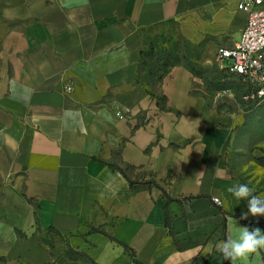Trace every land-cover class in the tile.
Returning <instances> with one entry per match:
<instances>
[{"label":"crops","instance_id":"obj_1","mask_svg":"<svg viewBox=\"0 0 264 264\" xmlns=\"http://www.w3.org/2000/svg\"><path fill=\"white\" fill-rule=\"evenodd\" d=\"M239 2L0 0V264H232L215 245L264 231L228 192L258 107L217 60Z\"/></svg>","mask_w":264,"mask_h":264},{"label":"built area","instance_id":"obj_2","mask_svg":"<svg viewBox=\"0 0 264 264\" xmlns=\"http://www.w3.org/2000/svg\"><path fill=\"white\" fill-rule=\"evenodd\" d=\"M238 8L248 14L246 26L233 47L217 50V60L246 86L243 99L259 105L264 102V0H240Z\"/></svg>","mask_w":264,"mask_h":264},{"label":"rangeland","instance_id":"obj_3","mask_svg":"<svg viewBox=\"0 0 264 264\" xmlns=\"http://www.w3.org/2000/svg\"><path fill=\"white\" fill-rule=\"evenodd\" d=\"M193 70L197 78L196 87L206 90L212 104H220V107L225 110L222 102L227 99L225 91L229 87L228 82L222 80L225 75L216 65L207 68L194 63ZM217 90L223 92L215 96ZM249 109L245 108L244 111ZM253 110L254 112H244V125L241 130L243 132L242 141L244 144H248L249 151L243 155L242 163L237 162V165L242 166L239 168L240 172L235 176V180L238 184L248 185L253 190V195H264V102L260 103L256 110L255 108Z\"/></svg>","mask_w":264,"mask_h":264},{"label":"clouds","instance_id":"obj_4","mask_svg":"<svg viewBox=\"0 0 264 264\" xmlns=\"http://www.w3.org/2000/svg\"><path fill=\"white\" fill-rule=\"evenodd\" d=\"M252 191L246 184H234L228 188V192L238 201L249 198L248 211L242 213L243 218H247L249 214L264 215V195H253ZM235 233L234 237L217 243L214 249L222 253L223 259H230L232 264H236L237 260L246 259L249 254L257 252L258 249H264V231L260 228L250 230L248 227H239Z\"/></svg>","mask_w":264,"mask_h":264},{"label":"trees","instance_id":"obj_5","mask_svg":"<svg viewBox=\"0 0 264 264\" xmlns=\"http://www.w3.org/2000/svg\"><path fill=\"white\" fill-rule=\"evenodd\" d=\"M242 101L244 102V105H249L248 107L251 109V107H253L252 106V104L250 103V102H246L243 98H242ZM248 108V109H249ZM253 108H255V106L253 107ZM256 110V109H255Z\"/></svg>","mask_w":264,"mask_h":264}]
</instances>
